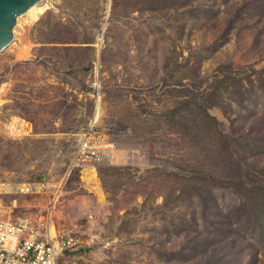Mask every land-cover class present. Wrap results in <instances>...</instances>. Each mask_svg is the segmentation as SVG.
<instances>
[{"label":"rangeland","instance_id":"obj_1","mask_svg":"<svg viewBox=\"0 0 264 264\" xmlns=\"http://www.w3.org/2000/svg\"><path fill=\"white\" fill-rule=\"evenodd\" d=\"M37 4L0 51V220L73 235L61 264H264L236 193L264 184V0ZM88 128L112 150L75 162Z\"/></svg>","mask_w":264,"mask_h":264},{"label":"built area","instance_id":"obj_2","mask_svg":"<svg viewBox=\"0 0 264 264\" xmlns=\"http://www.w3.org/2000/svg\"><path fill=\"white\" fill-rule=\"evenodd\" d=\"M112 147L102 135L88 128L78 136L73 159L97 163ZM75 247V237L57 233L48 217L39 221L26 217L0 220V264H61L63 252Z\"/></svg>","mask_w":264,"mask_h":264},{"label":"trees","instance_id":"obj_3","mask_svg":"<svg viewBox=\"0 0 264 264\" xmlns=\"http://www.w3.org/2000/svg\"><path fill=\"white\" fill-rule=\"evenodd\" d=\"M223 184L227 185L226 182ZM236 193L242 198L239 210L244 213L248 222L255 224V230L264 240V184L260 182L257 187H243L240 183Z\"/></svg>","mask_w":264,"mask_h":264},{"label":"water","instance_id":"obj_4","mask_svg":"<svg viewBox=\"0 0 264 264\" xmlns=\"http://www.w3.org/2000/svg\"><path fill=\"white\" fill-rule=\"evenodd\" d=\"M41 0H0V51L13 39L17 18Z\"/></svg>","mask_w":264,"mask_h":264},{"label":"bare ground","instance_id":"obj_5","mask_svg":"<svg viewBox=\"0 0 264 264\" xmlns=\"http://www.w3.org/2000/svg\"><path fill=\"white\" fill-rule=\"evenodd\" d=\"M47 8H48L47 5H44V7H39V5L36 4L32 6L31 8H29L24 14L27 16L28 21L31 23L35 21L36 19H38L45 12ZM97 110L98 108L96 109L95 117H97ZM91 172H92V175L90 176L91 179L97 180L93 169L91 170Z\"/></svg>","mask_w":264,"mask_h":264}]
</instances>
